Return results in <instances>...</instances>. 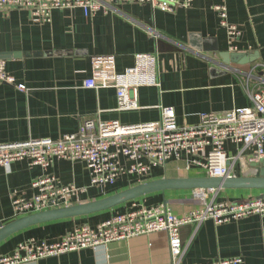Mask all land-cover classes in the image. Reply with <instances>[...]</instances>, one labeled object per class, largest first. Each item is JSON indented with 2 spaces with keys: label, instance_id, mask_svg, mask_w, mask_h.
<instances>
[{
  "label": "crops",
  "instance_id": "obj_1",
  "mask_svg": "<svg viewBox=\"0 0 264 264\" xmlns=\"http://www.w3.org/2000/svg\"><path fill=\"white\" fill-rule=\"evenodd\" d=\"M224 4L227 18L241 31L237 50L213 10ZM156 57V86L135 93L137 108L118 110L114 89H91V59L112 56L117 73L135 66V57ZM223 56H226L225 59ZM0 60L13 85L0 84V145L30 140L57 141L77 134L87 120L118 122L123 126L150 123L160 118V108H171L178 125H196L202 114H224L250 108L248 91H264V0H194L189 8L172 12L148 5L125 4L109 12L85 17L80 10H53L48 23L34 22L30 12L10 9L0 13ZM246 63V64H239ZM23 86L20 90L17 86ZM232 177L253 176L249 151L225 143ZM54 176L59 185L83 188L74 204L100 200L134 187L137 179L123 177L115 185L90 186L89 171L82 162L51 159L46 171L29 161L0 168V225L11 222L13 198L32 197L31 183ZM206 173L190 166L183 156L164 168L152 169L147 181L200 178ZM264 191L221 190L208 202H239ZM151 207L166 202L177 216L199 207L191 191H167L139 198L112 210L31 227L0 243V256L34 239L54 243L78 225L95 227L112 215L130 210L132 203ZM184 253L179 264H210L240 259V264H264V217L215 225L205 221L181 228ZM30 264H173L165 233H153L116 241L97 249H83Z\"/></svg>",
  "mask_w": 264,
  "mask_h": 264
},
{
  "label": "built area",
  "instance_id": "obj_2",
  "mask_svg": "<svg viewBox=\"0 0 264 264\" xmlns=\"http://www.w3.org/2000/svg\"><path fill=\"white\" fill-rule=\"evenodd\" d=\"M194 0H0V13L10 9L30 12L34 22L48 23L53 10H80L85 17L98 12H109L125 4L148 5L152 9L172 12L189 8ZM213 10L224 29L228 46L236 51V41L241 36L239 28L228 22L227 8L216 5ZM92 76L84 82L86 88H111L116 92L117 109L137 108L135 93L143 86H156L154 69L156 57L140 54L135 66L117 73L112 56L91 59ZM13 85L14 79L5 72V62L0 60V84ZM18 89L24 90L19 85ZM250 108L235 109L224 114L207 113L200 116L196 125H178L171 108H160L158 121L123 126L118 122L87 120L77 134L65 135L57 141L30 140L22 143L0 145V168L10 170L13 163L29 161L46 171L51 159L82 162L89 171L90 186L101 188L115 185L123 177H134L136 184L144 183L152 169L164 168L171 159L185 157L190 166L200 167L206 177H232L230 165L237 157H229L224 149L229 142L242 145L249 151L248 162L264 167V91L250 92ZM32 197L12 199V219H19L43 211L74 205L85 190L74 185H59L54 176L43 175L31 183ZM216 190H192L199 207L185 215L177 216L166 203L146 207L132 203L130 210L112 215L90 227H74L54 243L30 239L10 254L0 256V264H30L83 249H97L109 243L153 233H165L173 264H179L184 253L180 230L187 225L212 221L221 225L250 216L264 217V194L239 202L207 201ZM1 227V225H0ZM240 259L212 262L210 264H240Z\"/></svg>",
  "mask_w": 264,
  "mask_h": 264
},
{
  "label": "water",
  "instance_id": "obj_3",
  "mask_svg": "<svg viewBox=\"0 0 264 264\" xmlns=\"http://www.w3.org/2000/svg\"><path fill=\"white\" fill-rule=\"evenodd\" d=\"M224 59L226 56H223ZM246 64V63H239ZM255 169L253 176L246 177H200V178H174L158 179L144 182L128 188L106 198L69 207L43 211L12 220L0 227V243L12 235L31 227L80 217H86L97 213L112 210L125 203L139 198L165 193L167 191H191V190H258L264 191V167L252 166ZM263 194L257 198H262Z\"/></svg>",
  "mask_w": 264,
  "mask_h": 264
},
{
  "label": "trees",
  "instance_id": "obj_4",
  "mask_svg": "<svg viewBox=\"0 0 264 264\" xmlns=\"http://www.w3.org/2000/svg\"><path fill=\"white\" fill-rule=\"evenodd\" d=\"M145 181H147V180H145ZM145 181H144V182H145ZM135 184H136V183H135Z\"/></svg>",
  "mask_w": 264,
  "mask_h": 264
}]
</instances>
